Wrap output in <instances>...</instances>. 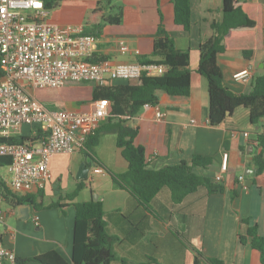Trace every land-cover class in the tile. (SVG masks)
<instances>
[{"label":"crops","instance_id":"obj_1","mask_svg":"<svg viewBox=\"0 0 264 264\" xmlns=\"http://www.w3.org/2000/svg\"><path fill=\"white\" fill-rule=\"evenodd\" d=\"M86 1L97 5L99 0ZM241 1L261 6L264 39V0ZM95 7L89 5L85 11L69 14L67 7L61 5L57 15L54 10L49 11L47 20L57 26L85 28ZM113 7L120 9L121 21L115 26H103L94 56L115 64L139 63L149 58L160 19L175 48L189 52V95L170 97L157 91V106L142 108L127 120V125L137 129L134 144L144 148L147 167L158 170L182 161L189 164L193 156L207 158L210 164L196 167L193 172L214 183L221 176L218 184L223 192L207 195L199 190L174 203L168 188H163L150 202L149 210H145L127 192L113 187L107 171L122 174L127 163L116 148V136L100 134L90 150L99 165L83 153L54 155L48 164L51 179L45 189L21 196L36 206L2 202L0 241L14 251L16 262L12 264H40L28 259L49 252L60 255L65 264H72L73 204L88 202L94 196L102 202L107 233L112 238L115 259L110 264H193L195 249L223 264H260L259 254L249 245H242L239 236H244L251 225H256L258 234L264 236V169L255 175L253 164V157L259 152L258 136L264 135L263 122L251 124L247 111L239 108L222 125L210 127L206 80L196 72L198 48L212 35L209 25L222 20V0H190L188 31L174 24L173 4L168 0H121L114 2ZM123 47L125 51L120 50ZM217 62L224 87L234 95H245L254 79L264 73V47L251 59L230 52L219 54ZM249 66L252 73L247 81L233 79V74ZM120 83L117 80L108 87ZM67 86H81L88 92L82 90L84 96L72 100L55 97L41 101L37 91L32 95L49 109L80 113L93 109V102L98 100L93 98V84ZM156 107L165 113L161 119H156ZM32 130L22 126L16 135L34 137ZM224 153L228 154L227 171L222 173ZM84 167L88 169L87 176L78 179ZM91 173L98 177L95 181ZM81 182L83 189L70 201L67 195Z\"/></svg>","mask_w":264,"mask_h":264},{"label":"trees","instance_id":"obj_2","mask_svg":"<svg viewBox=\"0 0 264 264\" xmlns=\"http://www.w3.org/2000/svg\"><path fill=\"white\" fill-rule=\"evenodd\" d=\"M62 1L64 0H43L45 8L49 11ZM118 1L121 0H99L85 22L84 34L98 38L104 25H118L121 21V11L113 7V3ZM168 1L173 4L174 24L183 31H188L190 0ZM209 29L212 35L200 44L196 67V72L206 80L207 84L208 125L210 127L222 125L239 108L247 111L251 124L264 122V73L254 79L247 94L234 95L224 87L217 62L218 55L222 53L238 52L245 59H251L254 53L262 50L264 39L261 6L241 0H222V20L211 23ZM157 31L158 37L154 40L149 58L141 59L139 63L163 65L165 71L160 76H142L122 81L112 87H95L93 98L107 100L111 112L105 122L87 138L85 149L81 152L91 162L99 165L90 154V150L97 144L100 134H114L116 148L126 161L127 169L122 174L107 171L110 181L113 187L127 192L145 210H149L150 202L163 188H168L174 203L181 202L186 196L199 190H204L207 195L223 192L220 184L193 172L196 167H207L210 164L209 159L193 156L189 164L182 161L174 166L151 170L147 167L144 148L134 144L137 129L127 125V120L135 117L145 104L157 106V91H162L170 97H187L190 93L189 52L175 48L173 41L165 33L161 19ZM103 59L94 56L91 62H99ZM39 136L38 132L34 137L12 135L8 138H0V143L36 144ZM258 148L259 152L253 157L255 175L261 174L264 169V135L258 136ZM9 163L8 158H0V168L6 167ZM0 189L3 201L8 204L27 203L36 206L27 197L10 192L1 176ZM82 189L81 182L77 184L73 193L67 195V198L73 201ZM73 206L75 218L72 264H110L115 259V255L111 244L112 238L107 233L101 200L78 202ZM239 242L255 250L259 254L260 264H264V236L258 234L256 225L249 226L246 234L239 236ZM28 260L40 264H65L63 258L55 252ZM201 263L223 264L220 260L209 258L195 249L193 264Z\"/></svg>","mask_w":264,"mask_h":264},{"label":"built area","instance_id":"obj_3","mask_svg":"<svg viewBox=\"0 0 264 264\" xmlns=\"http://www.w3.org/2000/svg\"><path fill=\"white\" fill-rule=\"evenodd\" d=\"M48 15L43 0H0V138L16 135L22 126L33 128V135L40 134L36 144L0 143V158L10 160L5 167V183L18 196L44 190L51 179V157L84 151L87 138L111 112L105 99L94 101L88 112L49 109L33 92L73 83L103 88L117 80L160 76L166 69L152 63L115 64L106 59L91 62L97 38L84 34L82 25H53L47 20ZM120 50L125 51V47ZM251 73L249 66L232 77L247 81ZM148 107L155 106H143ZM155 116L161 119L165 113L156 107ZM227 160L228 154L224 153L222 173L227 171ZM221 179L217 176L214 181L218 184ZM2 202L0 189V227ZM37 220L35 217V223ZM15 262L14 251L0 241V264Z\"/></svg>","mask_w":264,"mask_h":264},{"label":"rangeland","instance_id":"obj_4","mask_svg":"<svg viewBox=\"0 0 264 264\" xmlns=\"http://www.w3.org/2000/svg\"><path fill=\"white\" fill-rule=\"evenodd\" d=\"M61 5H64L65 7H67V11L69 14L79 10V9H83L84 11L86 10V7L90 6H96L94 3L92 2H87L86 0H65L62 1L60 3H58V5L56 7H54L52 10H54V15H57L59 11V8ZM93 8V7H91ZM79 88V89H77ZM61 89V88H60ZM88 92L87 89L82 88L81 86H77V87H69V86H65V88L63 87L62 90H37L36 95L37 98L41 101H45L48 100L50 98H55V97H61L64 99H69L72 100L74 99V97H78V96H84L83 94H85V92ZM78 97V98H80ZM0 176L3 177V179L7 178V170L5 167H1L0 168ZM91 178H93L92 180H96L98 177L95 174L90 175ZM88 193V192H87ZM3 207V205H2Z\"/></svg>","mask_w":264,"mask_h":264},{"label":"water","instance_id":"obj_5","mask_svg":"<svg viewBox=\"0 0 264 264\" xmlns=\"http://www.w3.org/2000/svg\"><path fill=\"white\" fill-rule=\"evenodd\" d=\"M227 115H229V113H227ZM82 166H83V165H82ZM87 173H88V169H87L86 167H84V169H83V174L80 175V177H79L78 179H83L84 177L87 176ZM92 200H93V201L98 200V199H97V196H94V197L92 198Z\"/></svg>","mask_w":264,"mask_h":264}]
</instances>
